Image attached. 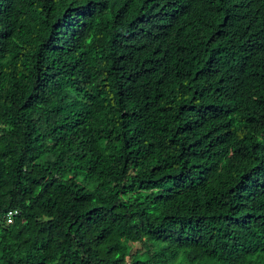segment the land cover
Returning a JSON list of instances; mask_svg holds the SVG:
<instances>
[{
  "label": "trees",
  "instance_id": "trees-1",
  "mask_svg": "<svg viewBox=\"0 0 264 264\" xmlns=\"http://www.w3.org/2000/svg\"><path fill=\"white\" fill-rule=\"evenodd\" d=\"M0 264H264V0H0Z\"/></svg>",
  "mask_w": 264,
  "mask_h": 264
},
{
  "label": "built area",
  "instance_id": "built-area-1",
  "mask_svg": "<svg viewBox=\"0 0 264 264\" xmlns=\"http://www.w3.org/2000/svg\"><path fill=\"white\" fill-rule=\"evenodd\" d=\"M17 213L16 209L9 210L6 214V220L9 222L11 221L12 217Z\"/></svg>",
  "mask_w": 264,
  "mask_h": 264
}]
</instances>
